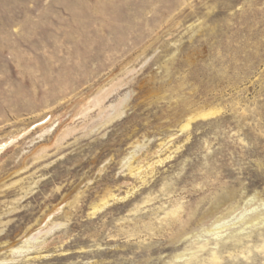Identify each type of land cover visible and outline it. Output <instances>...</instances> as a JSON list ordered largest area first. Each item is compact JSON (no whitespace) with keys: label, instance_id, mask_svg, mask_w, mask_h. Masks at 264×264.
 <instances>
[{"label":"rangeland","instance_id":"1","mask_svg":"<svg viewBox=\"0 0 264 264\" xmlns=\"http://www.w3.org/2000/svg\"><path fill=\"white\" fill-rule=\"evenodd\" d=\"M0 264H264V0H0Z\"/></svg>","mask_w":264,"mask_h":264},{"label":"bare ground","instance_id":"2","mask_svg":"<svg viewBox=\"0 0 264 264\" xmlns=\"http://www.w3.org/2000/svg\"><path fill=\"white\" fill-rule=\"evenodd\" d=\"M18 246H19V245H18ZM19 249H21V247H16V248H14L15 251H17V250H19ZM12 250H13V249H12ZM12 250H11V251H12Z\"/></svg>","mask_w":264,"mask_h":264}]
</instances>
